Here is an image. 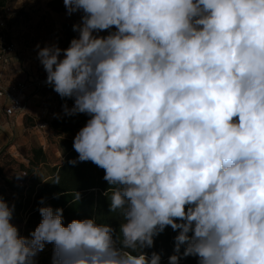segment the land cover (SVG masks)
Returning <instances> with one entry per match:
<instances>
[{
    "label": "clouds",
    "instance_id": "obj_1",
    "mask_svg": "<svg viewBox=\"0 0 264 264\" xmlns=\"http://www.w3.org/2000/svg\"><path fill=\"white\" fill-rule=\"evenodd\" d=\"M63 3L83 13L78 36L38 58L74 100L65 113L90 117L73 147L115 186L109 211L124 222L65 226L43 206L22 236L0 196V264H33L46 244L52 264H161L145 249L169 226L168 264H264V0Z\"/></svg>",
    "mask_w": 264,
    "mask_h": 264
},
{
    "label": "trees",
    "instance_id": "obj_2",
    "mask_svg": "<svg viewBox=\"0 0 264 264\" xmlns=\"http://www.w3.org/2000/svg\"><path fill=\"white\" fill-rule=\"evenodd\" d=\"M5 4V0H0V8ZM48 7L56 13L66 10L63 0H49ZM73 25V22L68 21L62 24L59 44L63 49L69 46L72 38L78 36V32L73 31ZM50 93L59 105L74 102L72 99L61 98L55 91ZM89 118L87 114L78 113L66 114L51 121L52 129L61 137L59 150L63 160L51 166L50 174L36 182L31 190H29L30 184L25 190L17 185L16 178L2 176L0 170L2 182L0 196L10 207L14 205L13 214L20 213L25 216L20 219L21 224L17 226L20 235L30 236V233L34 231L42 219L39 208L43 206H51L53 209L62 208L65 226L73 219L93 218L98 224H109L118 231L119 225L124 222L119 211H109L110 197L115 191V186L109 185L103 179L104 170L91 161H78V153L74 150V137ZM46 158L43 148H34L29 163L31 166H38L41 163H47ZM70 160H77V163L72 165L69 163ZM57 176L60 182L54 184ZM77 192L80 193V199H76ZM42 199L43 203H41ZM25 201L28 202L27 206L24 204ZM177 234L178 232L173 231L170 226L166 227L154 238V246L145 251L149 255L152 252L159 253L161 263L168 261V258L174 254V237ZM179 264H198V261L196 257L188 256L181 258Z\"/></svg>",
    "mask_w": 264,
    "mask_h": 264
},
{
    "label": "rangeland",
    "instance_id": "obj_3",
    "mask_svg": "<svg viewBox=\"0 0 264 264\" xmlns=\"http://www.w3.org/2000/svg\"><path fill=\"white\" fill-rule=\"evenodd\" d=\"M5 1V5L11 7L12 15L7 28H0V50L13 43L17 53H23L25 50L30 52L28 55L19 58L22 65L27 63L28 66L25 69L32 73L34 71H45L38 58L39 50L50 46L51 43H55L62 48L59 40L62 36L63 22L68 21L78 24L81 22L83 13L76 12L69 16L67 9L64 12L56 13L48 7L49 0ZM3 16L4 13L0 10V18ZM41 22L45 24V28H40ZM100 34L107 35V32ZM5 74H9V70H6ZM49 94L53 113H56L55 119L66 115L63 105L56 102L52 93ZM73 104L74 102L68 104V108H71ZM24 115L23 120L20 118L13 126L0 121V157L2 156L0 158V170L2 176L10 178H17L21 171L28 170V174L31 175L29 180V190H31L36 182L50 174V167L62 161L63 158L59 150V140L61 138L59 133L55 132L51 126L46 129H39L36 126V117ZM43 144H45L43 150L47 156V163L31 166L29 159L32 156V150L43 148ZM1 184L0 180V189ZM24 204L27 206L28 202L25 201ZM24 217V214L15 213L13 214L12 223L19 226L21 224L20 219ZM53 248V244H46L45 249L33 259V264H52ZM161 264H168V261Z\"/></svg>",
    "mask_w": 264,
    "mask_h": 264
},
{
    "label": "built area",
    "instance_id": "obj_4",
    "mask_svg": "<svg viewBox=\"0 0 264 264\" xmlns=\"http://www.w3.org/2000/svg\"><path fill=\"white\" fill-rule=\"evenodd\" d=\"M0 10L4 13V16L0 18V28L5 29L12 15V9L10 6L4 5ZM54 44L51 43V45ZM15 53L16 49L13 43L0 50V112H3L9 118L26 114L24 102L30 91L34 90L40 98V113L36 119V126L39 129H46L51 126V121L55 119L56 115V113H53L51 101H49V93L54 91L53 87L46 83L47 73L45 71H34L32 73L27 72V69H23V77L5 78L4 73L11 66V60ZM42 147L45 149V144ZM30 177L28 170L21 171L16 178L17 185L27 190Z\"/></svg>",
    "mask_w": 264,
    "mask_h": 264
},
{
    "label": "crops",
    "instance_id": "obj_5",
    "mask_svg": "<svg viewBox=\"0 0 264 264\" xmlns=\"http://www.w3.org/2000/svg\"><path fill=\"white\" fill-rule=\"evenodd\" d=\"M40 28H45L44 23H40ZM40 34V32H39ZM30 52L28 50L23 51V53H15L14 56L12 57L11 60V66L9 70V74H5V78L7 79H13L16 77H23V69H25L28 65L27 63L21 64L22 61H20L21 56L28 55ZM36 69V68H34ZM28 72V69L26 70ZM30 73V72H29ZM30 102V103H28ZM25 113L27 114L28 117H38L40 113V98L39 94H36L34 90H31L28 96L25 99ZM24 114L17 115L15 117L9 118L7 117L3 112H0V121L6 122L8 125L10 124L13 126L20 118H24ZM34 119V118H33ZM7 126V125H6Z\"/></svg>",
    "mask_w": 264,
    "mask_h": 264
}]
</instances>
